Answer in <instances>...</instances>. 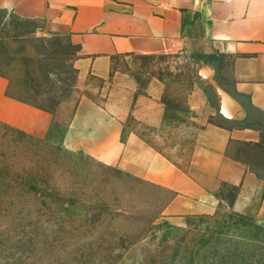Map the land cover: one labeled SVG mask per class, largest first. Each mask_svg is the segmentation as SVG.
<instances>
[{"label":"rangeland","instance_id":"374dc122","mask_svg":"<svg viewBox=\"0 0 264 264\" xmlns=\"http://www.w3.org/2000/svg\"><path fill=\"white\" fill-rule=\"evenodd\" d=\"M42 26L0 8L9 86L53 110L44 137L0 121V264H264V190L254 183L222 182L209 211L171 216L173 191L64 143L82 99L111 102L130 111L122 140L134 133L187 170L204 125L225 123L193 109L190 96L215 68L229 78L230 58L217 62L213 48L116 55L107 76L80 80L79 44ZM149 97L164 107L155 123L131 112ZM228 154L264 182V139L233 141Z\"/></svg>","mask_w":264,"mask_h":264},{"label":"crops","instance_id":"0c3cea01","mask_svg":"<svg viewBox=\"0 0 264 264\" xmlns=\"http://www.w3.org/2000/svg\"><path fill=\"white\" fill-rule=\"evenodd\" d=\"M0 8L40 20L45 32L79 44L75 67L80 80L107 76L114 55L213 48L217 62L221 55L229 57V78L219 76L214 66L215 73L201 77L190 96L193 109L203 108L225 123L204 125L187 170L134 133L122 140L130 111L111 102L101 106L82 99L64 143L173 191L166 206L171 216L209 211L222 182L242 188L254 183L256 192L264 190L262 176L228 154L233 141L264 139V0H0ZM8 87L0 70V121L46 136L53 114L11 97ZM131 112L155 123L164 107L150 97L139 98ZM244 194L237 200L239 210Z\"/></svg>","mask_w":264,"mask_h":264},{"label":"trees","instance_id":"16d2710c","mask_svg":"<svg viewBox=\"0 0 264 264\" xmlns=\"http://www.w3.org/2000/svg\"><path fill=\"white\" fill-rule=\"evenodd\" d=\"M127 55V54H126ZM116 55H114V56H112V59L115 57ZM0 70H1V72H2V68H1V64H0ZM2 74H3V72H2ZM4 76H6L5 74H3ZM7 77V76H6ZM8 78V77H7ZM8 95H10L11 97H14V98H16V99H19V100H21V101H24V102H27V103H29V104H32V105H34V106H36V107H39V108H41V109H44V110H47V111H49V112H53V110H51L50 108H49V106L48 105H45L44 103H41V102H39V101H37V100H34V99H31L30 97H27V96H25V95H21V94H19V93H17V92H15V91H12V88L9 86L8 87ZM256 144V143H255Z\"/></svg>","mask_w":264,"mask_h":264}]
</instances>
